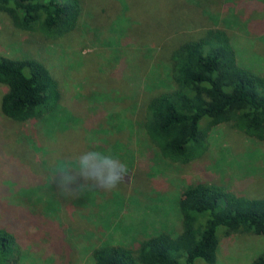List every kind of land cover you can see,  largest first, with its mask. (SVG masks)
Listing matches in <instances>:
<instances>
[{
	"label": "trees",
	"instance_id": "1",
	"mask_svg": "<svg viewBox=\"0 0 264 264\" xmlns=\"http://www.w3.org/2000/svg\"><path fill=\"white\" fill-rule=\"evenodd\" d=\"M83 1L0 0V15L16 29L55 40L75 29L85 13L91 17L87 24H97L98 35L104 32L106 44H116V62L96 72L95 82L79 84L76 97L65 103L85 110L82 125L95 141L85 156L98 157L100 152L108 160V168L98 173H94L98 161L89 172L81 154L66 161L68 178L79 172L90 175L69 178V196L65 192L66 202L73 197L74 202L87 205L84 219L94 223L82 233L69 230L75 244L82 243L78 253H87L86 264H214L221 238L237 233L264 236V196L233 192L204 173L205 179L186 182L169 197L179 216L177 229L154 228L133 236L127 245L104 240L106 230L115 223L101 219L108 211L98 216V200L105 197L107 203L118 202L116 207L121 208L125 191L136 186L141 171L158 169L159 162L185 164L198 159L207 148L209 128L226 124L252 140L264 141V56L253 51L251 43L241 46L229 31L207 25L199 14L201 0L197 7L183 0H144L141 11L136 6L139 0H93V9ZM235 2L247 14L260 12L243 23L242 32L264 43V0ZM183 5L189 9L183 11ZM112 25L116 36L109 32ZM155 67L161 70L155 73ZM61 77V72L34 57L0 54V84L4 87L0 112L21 123L37 121L48 135L55 123L57 132L63 125L52 110L60 102ZM144 95L142 106L139 102ZM205 118L210 120L208 128L200 125ZM123 123L130 125L129 130L123 129ZM140 147L145 153H139ZM136 149L137 156H133ZM77 150L80 147L68 143V152ZM56 160L47 173L36 176L43 188L37 193L46 207L38 213L39 231L43 239H49L46 248L61 231L68 230L66 224L51 222L61 212L59 201L64 196L62 185L57 187L59 193L54 185L53 194L49 185L50 177L57 179ZM133 164L136 175H130ZM112 170H116L117 186L105 187L112 183ZM53 226L58 229L55 234ZM113 227L127 231L118 223ZM94 235L96 243L88 244ZM18 243L13 233L0 226V264H15ZM60 252L73 254L67 248ZM248 264H264V248Z\"/></svg>",
	"mask_w": 264,
	"mask_h": 264
},
{
	"label": "rangeland",
	"instance_id": "2",
	"mask_svg": "<svg viewBox=\"0 0 264 264\" xmlns=\"http://www.w3.org/2000/svg\"><path fill=\"white\" fill-rule=\"evenodd\" d=\"M177 1L179 3V0ZM183 1L196 7L197 4H202L199 7V14L209 23H206L207 25L229 31L241 46L251 43L252 50L264 56V43L249 33L242 32L243 23L260 12L253 11L255 12L253 15L247 14L240 6V1L238 4L235 2L237 0H201L199 3L197 0ZM139 2L141 3L136 6L141 11L145 4L144 0ZM83 4L89 9H93L95 5L93 0H84ZM135 4L137 1L133 5ZM187 9L189 8L182 6L183 11ZM84 15H80L75 29L55 40L45 39L37 32L16 29L0 15V54L34 57L62 73L60 102L52 110L56 120L63 125L57 132L54 131L55 123L52 124L53 129L52 127L48 129L50 132L48 135L40 129L37 121L31 124L21 123L5 117L0 112V226L19 239L15 264H86L87 253H78L82 243L75 244L69 230L82 233L94 223L84 219L87 205L74 202L73 197L66 202L65 192L68 195L69 178L76 179L78 176L85 178L90 175L79 172L68 178L65 173L68 166L66 161L81 154L89 172L94 168L93 163L98 161V168L94 171L98 173L99 170L108 168V160L107 156L99 154L100 152L98 157L85 156L84 151L90 150L95 142L89 133L91 131L82 125L85 110L65 103L76 97L79 84L84 85L88 80L95 82L98 77L96 72H102L103 66L116 62L117 58L114 56L115 42L107 45L105 37L102 38L104 32L98 35V25L87 24L86 20L90 21L91 17L85 13ZM203 23L204 21L200 22L201 25ZM114 26L109 28V32L116 36L111 30L116 29ZM181 32L179 31L177 35ZM165 56L163 50L160 57L162 65L165 64ZM153 70L157 73L161 69L155 67ZM3 91L4 87L0 84V96ZM141 99L139 104L143 106L145 95ZM112 123H115V120ZM200 125L208 128L210 120L202 119ZM129 126L124 123L122 125L124 130H129ZM208 134L207 148L198 159L185 164L159 162L158 169L150 167L147 173L139 170L142 176L139 177L136 186H131V189L125 191L121 208L116 207L120 205L118 202L107 203L105 197L104 200L101 198L105 201L103 203L101 199L98 200V216L103 211H108L107 214L100 216L101 219L104 223H115L106 230L108 234L106 233L104 240L127 245L132 242L133 236H141L154 228L177 229L179 216L169 197L174 195L180 185L205 179L204 173L211 175L214 182L221 181L233 192H241L247 196H264V141L252 140L226 124L209 128ZM56 138H59L58 141L55 140L57 144L55 141L52 142ZM49 140H51L49 143L42 144ZM68 143L80 147V150L68 152ZM132 149H135V145ZM139 149V153H145L144 148ZM137 150H133V156H137ZM55 160L58 169L57 179L53 180L54 178L50 177L49 185L52 186V194L54 185L57 193H59L57 187L62 185L64 196L59 201L62 213L52 216L51 222L55 226L60 222L66 224L68 230L67 228L59 230L61 232L55 241H52L51 247L46 248L45 243L49 239H43L38 225V213L42 203L37 191L43 188L36 176L47 173ZM201 162L204 164L200 167ZM134 173L136 175L138 169L136 170L133 164L130 175ZM114 185L117 186L115 181ZM101 207L105 210H101ZM42 208L46 209L45 205ZM58 214H61V218ZM117 223L127 230H124L125 234L116 228L114 230L113 226ZM55 226L52 229L54 234L58 230ZM96 237L91 236L88 244L94 245ZM78 240L80 242L82 239ZM65 248L68 250L67 253L73 254L66 256L61 253L60 250ZM263 248L264 236L237 233L227 239L221 238L214 264H248Z\"/></svg>",
	"mask_w": 264,
	"mask_h": 264
},
{
	"label": "clouds",
	"instance_id": "3",
	"mask_svg": "<svg viewBox=\"0 0 264 264\" xmlns=\"http://www.w3.org/2000/svg\"><path fill=\"white\" fill-rule=\"evenodd\" d=\"M116 176V170H112L109 172V181H112V183H107L104 186L105 187H112L114 186V178Z\"/></svg>",
	"mask_w": 264,
	"mask_h": 264
}]
</instances>
